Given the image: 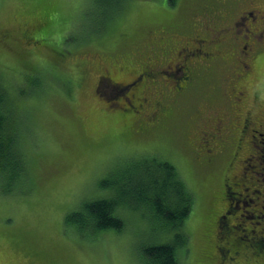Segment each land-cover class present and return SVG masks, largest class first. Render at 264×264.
<instances>
[{
	"label": "rangeland",
	"instance_id": "obj_1",
	"mask_svg": "<svg viewBox=\"0 0 264 264\" xmlns=\"http://www.w3.org/2000/svg\"><path fill=\"white\" fill-rule=\"evenodd\" d=\"M110 1L0 0V72L12 83L39 77V92L28 103L29 122L21 125L27 130V167L4 186L0 179V260L3 264H144L140 247L161 240V231L148 229L147 225L159 223H149L150 216L142 208L118 211L125 222L123 231H101L93 237L68 226L65 219L84 202L115 196L116 190L110 191L106 183H121L128 165L157 162L160 156L178 170L194 196L192 212L184 223L189 236L184 264H231L237 256L219 251L216 229L209 243L203 238L204 232L208 234L204 218L220 226L229 202L221 201L215 212L208 210L210 196L218 188L217 177L195 161L185 134L193 132L195 116L214 106L220 97L217 89L228 92L234 61L224 58L211 65L206 72L213 81L192 93L196 102H189L187 113L176 115L170 126L163 122L147 126L142 111L140 122L145 124L140 135L134 134L138 120L120 114L122 100L118 105L106 101L95 84L107 73L124 80L131 77L126 71L144 64L143 54L153 50L159 38L166 39L165 35L173 43L189 35L184 41L194 46L190 32L197 28L203 7L211 3L224 7L234 0H125L112 13L107 9ZM255 3L264 11V0ZM186 22L192 27H184ZM263 66L264 56L251 67L249 80L258 75L264 79ZM256 82L264 88V81ZM105 91L103 85L102 94ZM22 127L15 130L22 133ZM234 140L240 147L249 146L245 157L254 152V162L259 161L256 152H264V145L257 137L256 148L251 147L253 131L235 133ZM227 152L221 164L233 160ZM252 193L249 189L244 195V200H250L246 211L259 208ZM241 211L225 217L232 224L251 227L254 220ZM257 221L256 233L264 230V221ZM204 245L211 253L201 250ZM243 264H264V260L249 255Z\"/></svg>",
	"mask_w": 264,
	"mask_h": 264
},
{
	"label": "trees",
	"instance_id": "obj_2",
	"mask_svg": "<svg viewBox=\"0 0 264 264\" xmlns=\"http://www.w3.org/2000/svg\"><path fill=\"white\" fill-rule=\"evenodd\" d=\"M111 1L113 3L107 9H111L110 12L112 13L118 11L120 4L124 3L125 0ZM228 4L235 5L231 1L226 3L225 7ZM228 8L230 9V7ZM190 25V22H186L184 27ZM34 42L36 43L35 40ZM207 70H209L208 65H203L198 71L194 72L193 78L196 80V83L184 97V103H175L176 107L183 108L182 112L184 111V115L188 111L186 106H189V102H196L197 96H192V93L194 91L200 92L207 87L209 82L213 81L211 75L206 72ZM256 80L257 76L249 80L248 75V77L242 78L235 86V83L229 85L228 89L229 92H231V89H235L236 93L242 91L245 97L253 100L251 110L248 109L247 111H250V114L252 112L255 118L264 115L262 110V107H264V88ZM38 86L39 77L36 79L32 76L30 81L22 82L20 80L12 83L0 72V179L3 186L8 180L14 181L18 178L27 167L26 161L28 155L25 139L27 130L25 132V128L21 125L24 122H29L28 103L38 94ZM216 89V87L213 88L214 91ZM217 90L218 94L223 93V89ZM104 98L108 101L105 96ZM173 101L174 98H172V103ZM216 103L217 100L214 102V106L209 105L208 107H215L217 106ZM107 105L109 106L108 103ZM233 111L240 116L238 110L233 109ZM198 119L196 116L194 117L192 133L196 131L195 126L197 127ZM173 120L171 119L169 123ZM138 123L142 125L144 122L139 121ZM165 123V126L169 124L167 121ZM234 126V132L239 133L240 131L236 124ZM17 127H22V133H18L15 130ZM140 133L135 131L134 134L140 135ZM127 139H129L128 135ZM253 142L254 140L250 143L251 147L256 148ZM247 148L249 146L240 147L236 140L232 148L233 160L230 159V161L222 164L221 162L224 158L216 162L203 161L199 163L204 169L209 171V174H211L210 171L214 172L212 177H217L218 188L216 190L213 189L215 192L210 196V201L207 204L208 210L215 212L216 207L221 201H227V204L229 202V206L227 205L225 216L228 214L235 215L240 209L244 213L241 214L242 216L248 215L249 219L254 220L251 223L252 226L249 227L245 223H236V221L232 224L229 218L224 216L229 222L224 219L220 226H217L208 217L204 218V221L206 220L205 227H207L205 231H208L209 234H205L204 232L203 238H207L204 242L207 243L209 241L211 231L216 229L221 245L219 251L223 254L228 252V255L233 257L237 256L235 261L232 258L229 259H232L230 261L231 264H243L244 257H248L249 255L256 259L264 260V230L255 232L257 219L259 220L260 218L255 214L260 212L261 220L264 221V162L261 158L259 161L254 162V152L249 153L248 157H245L244 152ZM188 149L193 153L192 147ZM256 153L260 155L263 151L258 152L257 150ZM226 157H229L227 153ZM243 162L247 163L248 167H245ZM136 169H140L139 172L132 175L131 170L136 171ZM218 172L222 173L215 176V173ZM227 173H229L233 182L227 180ZM120 180L121 183L117 182L119 185L114 181L111 184L106 183L110 191L116 190L115 196L113 194L104 195L84 202L76 211H72L66 216L65 221L67 225L75 227L83 235L88 233L90 237L101 231L113 230L121 232L125 229V222L121 219L120 212L118 211L125 208H142L144 215L150 216L149 223L153 220V222L158 221L159 223L158 225H147L148 229L154 232L157 230L161 231L159 233L161 240L150 241L140 247L139 253L144 264H184V255L186 254L189 239L188 233H186L184 228V223L192 212L194 196L184 182L185 179L182 175L171 163L159 156L157 162L149 164L135 162L131 166L128 165L123 170ZM249 189L254 192L252 195L254 196V200H257L259 208L246 211L244 210L245 204L249 205L250 200H244V195H247ZM262 207L263 209H261ZM158 227H161V229ZM261 233L262 235L260 236ZM152 239L154 240L153 237ZM203 249L208 248L204 245L201 250ZM208 250L210 252V249ZM199 252L200 256L201 251L199 250Z\"/></svg>",
	"mask_w": 264,
	"mask_h": 264
},
{
	"label": "flooded vegetation",
	"instance_id": "obj_3",
	"mask_svg": "<svg viewBox=\"0 0 264 264\" xmlns=\"http://www.w3.org/2000/svg\"><path fill=\"white\" fill-rule=\"evenodd\" d=\"M232 2L235 5L222 7L211 3L203 7L199 26L190 32L194 46L188 47V42L184 41L189 35L185 34L179 43H173L165 35L166 39L159 38V44L143 54L144 64L136 70L126 71L125 74L131 77L124 80L121 76L114 77L107 73L108 76L105 74L97 79L95 90L117 105L121 99L122 116L132 115L139 122L140 114L144 111L146 125L156 127L181 115L183 108L176 107V104L184 103V97L196 83L193 74L203 65H208L210 69V64L224 58L231 59L235 65L228 75V85L235 83V86L242 78L251 75V67L264 56V11L255 0ZM224 45L227 49L223 48ZM257 79L264 81L259 76ZM103 85L106 94H102ZM242 93H236L235 89L226 93L223 91L219 94L217 106L209 107L206 113L197 117L196 131L190 135L185 134L189 137L188 148H193L197 163L216 162L227 150H230L232 156V143L236 141L235 124L241 133L255 131L253 140L259 137V143L264 145V123L261 122L264 117L255 118L252 112L250 114L247 111L251 110L253 100ZM233 109L238 110L240 116ZM144 124L137 123L136 131L141 132ZM260 158L264 162V152ZM224 219L222 216L221 222Z\"/></svg>",
	"mask_w": 264,
	"mask_h": 264
},
{
	"label": "bare ground",
	"instance_id": "obj_4",
	"mask_svg": "<svg viewBox=\"0 0 264 264\" xmlns=\"http://www.w3.org/2000/svg\"><path fill=\"white\" fill-rule=\"evenodd\" d=\"M225 7V6H224ZM206 9V8H205ZM228 11V10H227ZM226 20V19H225ZM240 20V19H239ZM202 21V20H201ZM234 24V23H233ZM199 26V25H198ZM218 40V39H217ZM222 78V77H221ZM223 103V102H222ZM217 104V103H216ZM253 166V165H252ZM233 208V207H232ZM165 241V240H164ZM179 249V248H178ZM222 251V250H221ZM179 255V254H178Z\"/></svg>",
	"mask_w": 264,
	"mask_h": 264
},
{
	"label": "snow or ice",
	"instance_id": "obj_5",
	"mask_svg": "<svg viewBox=\"0 0 264 264\" xmlns=\"http://www.w3.org/2000/svg\"><path fill=\"white\" fill-rule=\"evenodd\" d=\"M0 264H3V261L2 260H0Z\"/></svg>",
	"mask_w": 264,
	"mask_h": 264
}]
</instances>
